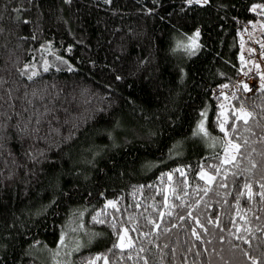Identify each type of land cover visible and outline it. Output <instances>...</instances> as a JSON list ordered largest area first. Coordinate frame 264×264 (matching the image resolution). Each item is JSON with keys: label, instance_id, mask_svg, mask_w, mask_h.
<instances>
[{"label": "trees", "instance_id": "trees-1", "mask_svg": "<svg viewBox=\"0 0 264 264\" xmlns=\"http://www.w3.org/2000/svg\"><path fill=\"white\" fill-rule=\"evenodd\" d=\"M260 7L0 0V264H264V80L213 93Z\"/></svg>", "mask_w": 264, "mask_h": 264}, {"label": "built area", "instance_id": "built-area-1", "mask_svg": "<svg viewBox=\"0 0 264 264\" xmlns=\"http://www.w3.org/2000/svg\"><path fill=\"white\" fill-rule=\"evenodd\" d=\"M259 15H264V7L257 10ZM263 23L251 21L246 23L243 34L245 39V50L241 56L244 61H258L264 57V25ZM242 84L248 93H255L259 89V84L256 78L241 77L236 85ZM236 85L217 86L213 93L217 96L232 97L236 93Z\"/></svg>", "mask_w": 264, "mask_h": 264}, {"label": "rangeland", "instance_id": "rangeland-1", "mask_svg": "<svg viewBox=\"0 0 264 264\" xmlns=\"http://www.w3.org/2000/svg\"><path fill=\"white\" fill-rule=\"evenodd\" d=\"M198 39V35L195 34V36L193 37V39L191 40L194 44L197 42L196 40ZM193 43H191L193 45ZM253 67L251 68L250 72L245 73L244 75H242V77H254L257 79L258 84L260 85V82H262L264 80V57L261 59L260 62L258 61H253ZM71 67V63H68V68ZM258 76H260L258 78ZM240 117L243 119H248L249 118V110L248 109H244L241 114ZM201 125H203V129L204 132L207 133V135L204 134V132H202L201 129ZM198 131L201 132L208 140L209 144L212 146H215L217 143V140L214 139L213 137H211V135L207 132L206 127H205V121L201 120L200 123L198 124ZM225 149H224V153H223V160L224 162H232L238 152V145L231 141L229 138L225 139L224 143H223ZM204 177L207 179L208 182L212 181L213 176L209 173L206 172V174H204ZM125 232H123V234L121 235L120 239L118 240V245L122 248L126 247L129 245V241L126 239L125 237ZM72 242H76L73 243L74 246H78V240L72 239ZM68 246H69V242L67 241V239L65 238V236H63V238L61 239V242L59 244V247L56 249L55 252V258L56 256L60 257V260L66 256V254L68 253ZM58 262V260H57Z\"/></svg>", "mask_w": 264, "mask_h": 264}, {"label": "snow or ice", "instance_id": "snow-or-ice-1", "mask_svg": "<svg viewBox=\"0 0 264 264\" xmlns=\"http://www.w3.org/2000/svg\"><path fill=\"white\" fill-rule=\"evenodd\" d=\"M224 87H227V85H225ZM245 87H247V86H245ZM202 132H204V129H203V125H201V129H200ZM221 131H224V126H223V124L221 125V129H220ZM204 134L205 135H207V133L206 132H204Z\"/></svg>", "mask_w": 264, "mask_h": 264}, {"label": "water", "instance_id": "water-1", "mask_svg": "<svg viewBox=\"0 0 264 264\" xmlns=\"http://www.w3.org/2000/svg\"><path fill=\"white\" fill-rule=\"evenodd\" d=\"M236 91H237L238 93H240V87H239V86H236Z\"/></svg>", "mask_w": 264, "mask_h": 264}, {"label": "crops", "instance_id": "crops-1", "mask_svg": "<svg viewBox=\"0 0 264 264\" xmlns=\"http://www.w3.org/2000/svg\"><path fill=\"white\" fill-rule=\"evenodd\" d=\"M242 38H243V40H244V46H245V39H244V35H242Z\"/></svg>", "mask_w": 264, "mask_h": 264}]
</instances>
